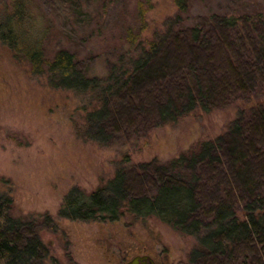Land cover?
<instances>
[{
  "label": "trees",
  "instance_id": "trees-1",
  "mask_svg": "<svg viewBox=\"0 0 264 264\" xmlns=\"http://www.w3.org/2000/svg\"><path fill=\"white\" fill-rule=\"evenodd\" d=\"M175 1L178 12L149 40L128 35L104 76L84 74L67 49L46 52L29 0H11L0 41L50 87L83 99L79 134L99 145L130 141L195 110L233 107L223 132L165 162H132L124 153L106 183L90 192L73 186L58 215L154 216L192 237L186 264H264V15L212 14L178 28L187 6ZM12 209L0 187V264H44L49 251L34 220Z\"/></svg>",
  "mask_w": 264,
  "mask_h": 264
},
{
  "label": "rangeland",
  "instance_id": "rangeland-1",
  "mask_svg": "<svg viewBox=\"0 0 264 264\" xmlns=\"http://www.w3.org/2000/svg\"><path fill=\"white\" fill-rule=\"evenodd\" d=\"M10 2L0 0V17ZM28 3L39 30L46 32V52L69 50L88 76L107 73L128 47L130 33L149 40L179 10L175 0ZM186 6L178 28L205 24L212 14L264 15V0H186ZM83 104L72 91L50 87L0 41V187L12 196L14 216L34 220L49 251L44 264L54 259L58 264H127L137 255H149L156 264H186L192 237L157 217L122 210L114 220H79L60 217L58 210L73 186L90 192L106 183L124 153L132 162H165L223 132L234 108L195 110L148 132L145 127L130 140L133 144L119 139L99 145L79 134ZM46 215L54 225H44Z\"/></svg>",
  "mask_w": 264,
  "mask_h": 264
},
{
  "label": "water",
  "instance_id": "water-1",
  "mask_svg": "<svg viewBox=\"0 0 264 264\" xmlns=\"http://www.w3.org/2000/svg\"><path fill=\"white\" fill-rule=\"evenodd\" d=\"M127 264H156L154 259L149 255H137L133 257Z\"/></svg>",
  "mask_w": 264,
  "mask_h": 264
}]
</instances>
